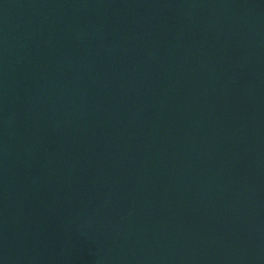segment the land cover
Segmentation results:
<instances>
[{
	"label": "water",
	"instance_id": "obj_1",
	"mask_svg": "<svg viewBox=\"0 0 264 264\" xmlns=\"http://www.w3.org/2000/svg\"><path fill=\"white\" fill-rule=\"evenodd\" d=\"M0 264H264V0H0Z\"/></svg>",
	"mask_w": 264,
	"mask_h": 264
}]
</instances>
